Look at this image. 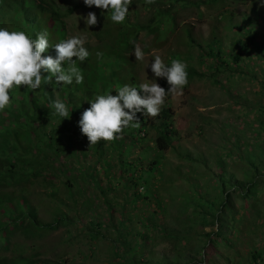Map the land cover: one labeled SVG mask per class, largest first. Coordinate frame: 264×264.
I'll return each mask as SVG.
<instances>
[{
    "label": "trees",
    "instance_id": "1",
    "mask_svg": "<svg viewBox=\"0 0 264 264\" xmlns=\"http://www.w3.org/2000/svg\"><path fill=\"white\" fill-rule=\"evenodd\" d=\"M24 1L27 4L22 7L21 1L17 0L18 5H20L18 11L21 14V19L24 18L28 23V21L31 22L34 19L33 15L38 13L39 10L46 11L48 26L53 23L56 35L57 32L60 33L59 38L57 36L58 40L56 39L54 42L50 41L52 31L50 34L48 33L49 43L50 45L59 43L63 27L61 22L57 20L61 14L55 9L54 0H34L35 3H33V0ZM137 1H140L142 6L149 7L148 10H144L145 16L143 19H138L137 11L133 9L127 15L125 21L120 23V25L127 26L125 31L122 30V32L120 27H117L116 31L113 30V32L111 29H103L105 35L103 38L97 36L98 42L96 44L89 46L85 43L84 47L90 55L83 62L76 60V65L82 70L83 83L77 84L73 80L71 84L58 85L55 83V77H52L51 83L43 84L40 89L35 91L23 86L14 88L10 93V105L0 111V185L17 188V193H13L12 191H1L0 187V264H63L62 261L57 259L43 258L35 255V253L22 255V253L15 251L11 255L3 254L5 251L11 252L9 238L15 233L20 232L24 233L25 237L36 238L49 230H53L58 225L66 227L69 224L68 222L73 221L74 219L67 216V212L60 210L59 205L67 209L72 208L78 214L87 215L88 221L85 223L87 234L84 236L90 244L94 245L95 239L103 237L101 232L108 229L107 227L102 229V223L95 220L98 219L99 213L92 200L100 194L102 195L100 206L107 214L105 219H112L111 210L114 207L117 208L116 212L120 216L114 225L110 224L112 229L115 230V236L111 237V242L109 241L110 255L119 260L118 263L115 261L113 263L137 264L141 260V253L135 244L149 237L146 231L156 226L155 221L150 222L149 219H154L155 214L161 207L160 200L155 196V191L160 188L159 182L155 183L157 186L152 184L147 193L143 194V198L153 199L155 203L153 207L142 209V220L139 215L132 213L131 207L126 210L125 203L119 204L112 201V195L106 196L108 194L106 186H110L109 181L111 179L106 180V184L102 186L105 189H102L94 169L88 171L87 168L80 166L76 175H73V181H70L71 177L66 175L64 181L61 180V184L66 186L64 198L55 196L54 193L57 187L52 181L53 177H58V173L67 172V168L56 166L58 156L66 154L69 157L73 156L72 154H81L82 156L100 158L101 155H105V157L110 156L121 159L122 150L120 148L122 146L125 147L124 149L128 147L130 137L132 140L143 142L146 134L145 128L153 131V143L156 150L162 151L170 146V142L177 131L172 126L171 110L168 106L162 107L159 115L153 118H143L138 113L140 127H128L122 132L125 134L121 135V138L111 142L101 141L95 145L89 144L87 137L81 134L78 121L81 113L90 106L87 101L94 100L97 94L109 93L112 86L118 88L117 85L121 84L123 80V85L138 86L133 68L138 67L139 63L130 61V57L126 55L127 51L131 50L140 30L152 35L151 42H153V39L158 40L157 46H163L165 40H163L162 35H166L168 29L177 32L176 10L182 4L196 6L202 4L206 7L215 8L219 11L217 21L220 23L224 18V21H221L224 29L235 25L242 28L245 36L242 37L241 34L236 36L238 31V28H236L233 31L234 37L231 40L230 51L224 52L219 42L215 41V36L209 37V40L192 38L185 28L188 33L187 36L180 33L181 35L178 34L175 37L174 34L175 41L171 40L165 47H168L166 53L161 56L164 62L170 65L172 59L184 61L187 64L188 81L206 75L209 82H214L217 75L225 72L227 75L224 74V81H217L219 88L222 89V94L229 98L235 96V99H239L244 95L242 99L245 105L242 108H246V105H248V110L260 106L259 101L252 102L253 105L252 103L249 104L250 100L247 101L244 91L240 92L238 90V92L235 90L233 93L229 91L230 88L232 89L229 85L230 81L239 83L240 81H249L255 76L253 72L247 69L249 67L242 60L243 51L248 49V45L258 51H264L263 44L254 40L256 32L253 30V21L250 20L249 16L242 13L238 17V23L235 24L234 18L237 16L234 11L231 9V11L226 12L222 8L224 3H233L236 0H154L152 3H148L147 0ZM14 2L12 0H1L2 16L9 17ZM263 9L261 8V10ZM109 15L111 17V10H109ZM256 15L259 16V13H256ZM54 16L57 19H53ZM129 16L132 19H129ZM105 19L106 17H104ZM55 20L57 23L59 21L60 27L54 23ZM262 21L264 24V19ZM242 23H248L249 27L243 28ZM102 27L99 28L100 30L98 29L99 32H101ZM97 31H92V33L94 34ZM48 32H50V27H48ZM246 39L248 43L245 42ZM99 40L108 46L107 51L102 52L101 56L94 54V49L99 44ZM193 46L195 49L191 50L190 48ZM208 57L213 59L212 64L207 62ZM262 57H264V52ZM106 59H109L108 64H105ZM114 62L115 64H113ZM198 64L200 66L207 64V68L210 70L208 72L197 71ZM261 70L264 72V69ZM247 74H249L248 77ZM42 75L48 76L50 74L42 71ZM233 76L238 80L233 79ZM158 84L164 87L165 90L169 87L164 78H159ZM251 94L263 97L264 100V80H260V87ZM57 99L63 101L68 107L69 118H62L56 114L53 101ZM261 110H264V107L260 108V116L257 115L258 126L255 127L254 120L244 121L242 117L232 114V118L225 119L223 125L217 127V132L214 134L208 128L210 121L208 114L197 113L196 126L198 133H201L204 140H207L212 146L206 145L205 151L197 150L194 153H181L179 158L184 165H188L183 177L187 180V175L191 174V181L186 184L185 190L177 196L171 194L168 206H175L183 214L184 223L189 224L193 222L192 219H198L200 228L213 225L215 228L202 231L190 224L186 226L185 230L180 228L167 232L166 229L157 225L158 231L166 236L167 240H171L173 244L169 253H163V255L159 253L153 264H186L190 262H194V264H205L204 262L206 264H217L218 258L221 259L222 264H264V258H262L264 251L258 247L250 254L249 263L232 261L226 255L222 256L223 249L233 247L234 239L237 238L239 232L238 227L234 224L235 214L239 209L237 210L236 205L230 198L235 193L239 200H250L251 202L247 205H242V208H250V205L252 207L259 201L256 190L261 185L264 186V111L261 112ZM231 111L233 110L231 109ZM240 123H245L246 127H239ZM250 128L255 129L251 130L254 137H245L246 130ZM211 136H213L212 141L209 139ZM258 138L259 142H257ZM86 145L85 149L80 147ZM78 147L79 149H76ZM87 149L90 150L89 154L85 152ZM226 158L234 165H229ZM122 163L121 171L126 172L127 178L126 180H118L121 183L122 191L128 192L136 185V173L133 170L130 171V163L123 161ZM156 166H160V164H157L156 159L152 157L144 168H140V173L146 172L147 176H151L150 178L156 180V175L159 176V171H162ZM161 179H163V175L160 176L159 181ZM85 181L88 185L84 189L82 183ZM69 182H74V185L69 187ZM36 183L43 185L47 197L54 199L57 203L56 207L50 205L54 207L53 210L57 209V212L49 222H44L38 217L36 205L31 204L29 201L28 195L31 191L29 188ZM66 183H68V186ZM140 185L142 186V184ZM37 195L39 198H43L42 192H38ZM128 196L136 200L139 193L130 191ZM123 198L126 200V196ZM223 206H226V208H223ZM125 212H127L126 215H124ZM132 217L136 223H144V228L136 233L138 241L130 245L131 240H125V233H122L121 230L125 222L124 219H131ZM19 225L23 227L17 228ZM229 235H232V240ZM174 244L179 247L175 248ZM116 245H122L123 250L118 252V249H114ZM187 246H189V249H187ZM183 249L184 251L187 249V252L183 253ZM183 255L187 256V260L180 262ZM144 261H146L145 263L149 262L147 259H144Z\"/></svg>",
    "mask_w": 264,
    "mask_h": 264
},
{
    "label": "rangeland",
    "instance_id": "2",
    "mask_svg": "<svg viewBox=\"0 0 264 264\" xmlns=\"http://www.w3.org/2000/svg\"><path fill=\"white\" fill-rule=\"evenodd\" d=\"M54 5L55 9L61 14L58 20L61 22L63 28H66L67 31L69 30L74 36L85 37L86 43L89 44H94L95 37L97 36H100L102 38L104 37L105 33H103V29H113L114 31H116V28L120 27L121 31H125L127 28L126 25L115 24L110 18L109 10L102 11L95 6L87 7L83 3V0H54ZM182 5H185L186 7H178L176 10L177 16L175 21L177 24V32H175V30L173 29H168V33L166 35H162L163 40H165V44L163 46H157L158 40L153 39V42H151L152 35L144 33L143 30H140L136 35V39L132 44L131 50L127 51L126 55L130 57V61L139 63L138 67L133 68L138 86L141 83L147 82L149 79H155L158 83L159 78H155L153 76V73L151 72V60L154 59V56L156 54L162 56L166 53V49L168 47H165L167 46V44H169L171 40L173 42L175 41L173 38L174 34L175 37H177L178 34L181 35L180 33L187 36V29L192 38H205L209 40V37L215 36V38L217 39H215V41L219 42V45L222 47V50H224V52L230 51L229 48L231 40L234 37L233 31L236 28H238L236 36H239V34H241L242 37L245 36L242 28L236 27L235 25L224 29V26L221 22L224 21V18L220 21V23L219 21H217L219 11H217L215 8L206 7L202 4H199L198 6L188 4ZM222 8L225 9L226 12L231 11V9L234 11L237 16L234 18L235 24H237L239 21V15H241L242 13L247 14L250 20L253 21V30L256 32V34L254 35V40L261 42V44H263L262 47L264 48V24L262 21V19H264V9L261 10V8H264V4L261 3V0H236L233 3H224ZM133 9L137 11V18L143 19L145 16L144 10H148L149 7L142 6L140 1L132 0V4L129 6V13H131V10ZM88 12H94L96 14L98 23L95 26H87L85 24L83 17H85ZM256 13H259V16L256 15ZM104 17H106L105 20ZM129 19H132V17L129 16ZM242 24L243 28L249 27L248 23ZM39 25L44 26V24L40 22ZM100 27H102L101 32H99ZM213 29L214 32L212 33ZM92 31L97 32L93 34ZM59 35L60 33L57 32V35L55 36L57 37ZM50 41L54 42L55 37L50 36ZM245 42H247V39L245 40ZM134 44H138L145 52V59L143 61H137L135 59ZM52 46H54V44H52L51 47ZM107 48L108 46L103 44L101 40H99V44L94 49V54L97 55V53L106 52ZM247 48V50L243 51L242 60H244L243 62L246 63V65L249 67L247 69L253 72L255 76H253V78L249 81H240L239 83H233L232 81H230L229 85H231L232 89L230 88L229 91L232 93L235 90H239L240 92L244 91L245 96L248 99L247 101L250 100L249 104L255 101H259L260 106H256L254 109L251 108L250 110H248V105H246V108H242L245 105V102L242 99L244 98V95L239 99H235V96L229 98L225 96V94H222V89L219 88L217 81H224V77L225 75H227L225 72H221V75H217L214 82H209L206 75L202 78H192L183 88L182 95H169L165 100V104L163 105V107H170L172 126L177 131V134L170 142V146L166 147L162 151L156 150L153 143V131L147 130V128H145L146 134L143 142L137 141L135 139L132 140V138L130 137V143L128 147L126 149H124L125 147L123 146L120 148L122 150V153L120 155L121 159L110 156L105 157V155H101L100 158L82 156L81 154H72L73 156L69 157H67L66 154L60 155L58 156V161H56V166L58 168H67V172L58 173V177H53L52 182H54L55 186L57 187L54 193L55 196L64 198L66 186L61 184V180L64 181V177L66 175L71 177L70 181H73V175H76L80 166L87 168L88 171H92L94 169L95 174L97 175V179L101 183V187L106 184L107 179H111V181H109L110 186H106L108 188V190H106L108 192L106 196L109 197L110 195H112V201L119 204L125 203L126 210L131 207L132 213H134V215H139L140 219H142V209L153 207L155 203L153 199L143 198V194L147 193V190H149L152 184L154 185L155 183L159 182L158 185L160 186V188L155 191V196L160 200L161 207L158 209L157 214H155L154 219H149L150 222L154 220L156 226L155 228H151L150 230L148 229L146 231V234L149 235V237L145 238L143 241H140V243L135 244L137 246L136 248L141 253V260L137 262V264H153L159 253H162L161 255H163V253H169L173 242L169 239L167 240L166 236L158 231V229L156 228L157 225L166 229L167 232L180 228H183V230H185L186 226L190 224L194 225L195 228H199V230L202 231H207L209 229L215 228L214 225L203 226L200 228L198 226V219H192L193 222L189 224L184 223L182 219L183 214H181V212H179L175 206L169 207L168 202L171 194H176L177 196L185 190L186 184H189V182L191 181V174L187 175V180L183 177V173L187 171L188 165L185 164V166L182 163V160L179 158L181 156V153H194L197 150L205 151L206 145H211L207 140H204L201 133H198V129L196 126V116L198 112H201L202 115L208 114V117L210 119L208 128L212 134L217 132L216 128L220 127L221 124L223 125V121H225V119L232 118V114L242 117L244 121L254 120L255 127L256 125H259L257 115H259L260 113V108L264 107V100L263 97H257V95L251 93L260 87V80H264V72L261 70L264 69V57H262L264 51H258L257 49H253V47L249 45ZM190 49L194 50L195 47L193 46ZM49 53L50 55L54 56V49L51 48ZM44 55H48V52H46ZM108 62L109 59H106L105 64H108ZM207 62L212 64L213 59L208 57ZM148 63L149 65L145 67ZM113 64H115V62ZM196 69L197 71L202 72H208V70H210L207 68V64L201 66L198 64ZM246 76L248 77L249 74H247ZM232 78L234 79L235 76H233ZM225 84L228 85L227 82H225ZM115 94L116 93H114V95ZM228 104L230 105L229 107L227 106ZM231 109L233 111H231ZM263 111L264 110H261V112ZM141 115L143 116V118L149 117L143 114ZM239 127L245 128L246 125L245 123H240ZM251 130L255 129H247L245 137H254L251 133ZM123 134L125 133H122L121 135ZM212 137L213 136L209 138L211 139V141L213 140ZM127 139H129V137H127ZM257 142H259V138ZM80 147L82 149H85L87 145L85 147ZM76 149H79V147ZM85 152L89 154L90 150L87 149ZM152 157L156 159L157 164H160V166L156 167L162 170L159 171V176L156 175V180L150 178L151 176H147L146 172L140 173V168H144L152 159ZM226 160L229 165H234V163L231 162L228 158H226ZM122 161L130 163V171L133 170L136 173V185L132 189H130V191L132 192L139 193V197L136 200H133L131 196H128V193L130 191L125 192L121 189V183L118 179L126 180L127 178L126 172L121 171V166L123 164ZM102 171H105L106 174H103ZM161 175H163V179L159 181ZM179 175H181V177H179ZM237 175L241 177L239 173H237ZM180 178L183 182L180 180ZM140 184H142L143 187ZM66 185L68 186V183H66ZM73 185L74 182H69V187ZM87 185L88 183L86 181L82 183V187L84 189ZM154 186H157V184H155ZM0 187L1 191H12L13 193H17V188L15 189L11 186L4 187L1 185ZM29 189H31L28 195L29 201L31 204L36 205L38 217L44 222H49L53 215H55V212H57V209L53 210L54 207H52L57 206L56 201L47 197L44 192L43 185H40L39 183L33 184ZM102 189H105V187H102ZM38 192L43 193V198L38 197ZM256 195L258 196L259 201H257L258 203H256L252 207L250 205V208H242V205H247V203L251 202L250 200H239V198L235 196V193H233L232 198H230V200L234 202V205H236L237 210L239 209L238 211L236 210L237 213L235 214L234 221V224L238 227L237 229L239 230V232L237 234V238L234 239L233 247L231 249H223L222 256L226 255L228 259H231L232 261H244L246 263H249L248 260L250 258V254L256 247L263 249L264 251L263 185H261V187L256 190ZM125 196L126 200H124L123 198ZM101 198L102 195L100 194V196L92 200L95 203L97 212L99 213L98 219L95 220L102 223V229L105 227H107L108 229L104 230V232H101L103 237L95 239L94 245L90 244L87 241L86 236H84L87 234L85 226V223L88 221L87 215L78 214L72 208L67 209L62 205H59L60 210L67 212V216L74 219L73 221L68 222L69 224H67L66 227L58 225L53 230H49L48 232L43 233L42 236L36 238L25 237V234L20 232L15 233L9 238V241L11 243L9 245V248L11 252L5 251L3 252V254L11 255L15 251L22 253V255L35 253V255L43 258L47 257L53 260L57 259L58 261H62L63 264H114V261L118 263V258H113L110 255L109 244L111 242V237L115 236V230L112 229V226L110 224L114 225V223L118 221V218L120 216L116 212L117 208L114 207L111 210L112 219H105L107 218V214L100 206L102 204ZM223 208H226V206H223ZM126 214L127 212L124 213V215ZM124 220L125 222L121 231L122 233L126 234H124V236L126 237L125 240L130 239V245H133L135 241H138V235L136 233L137 231H141L144 228V223H136L133 217L131 219ZM8 227L10 226L8 225ZM22 227L23 226L19 225L17 228ZM229 238L232 240V235H229ZM174 247L177 248L179 246L174 244ZM114 249H118L119 252L120 250H123V246L116 245ZM187 249H189V246H187ZM187 249L186 251H184L183 249V253H186ZM186 255L188 256V254ZM186 255H183L180 258V262L187 260ZM262 258H264V254L262 255ZM144 259L149 260V262L145 263L146 261H144ZM204 263L206 264V262ZM186 264H194V262ZM217 264H222L220 258H218Z\"/></svg>",
    "mask_w": 264,
    "mask_h": 264
},
{
    "label": "clouds",
    "instance_id": "3",
    "mask_svg": "<svg viewBox=\"0 0 264 264\" xmlns=\"http://www.w3.org/2000/svg\"><path fill=\"white\" fill-rule=\"evenodd\" d=\"M12 1H15L13 8L9 17H5L1 15L0 0V111L10 105V93L14 88L23 86L35 91L43 84L51 83L52 77H55V83L58 85L71 84L73 80L77 84L83 83L82 70L76 65V60L83 62L90 55L84 47L86 38L74 36L66 28H62L61 41L51 47L49 43L51 31V36H54L55 40L57 37L54 24L51 26L47 24L46 11L39 10L33 15L34 19L26 23L19 14L20 5L17 0ZM20 1L22 7L27 4L24 0ZM35 2L33 0V3ZM147 2L152 3L154 0ZM83 3L87 7L95 6L102 11L111 10V20L120 24L129 13L132 0H83ZM261 3L264 4V0H261ZM53 19L57 17L54 16ZM83 19L87 26H95L98 23L94 12H88ZM39 22L44 26H40ZM54 23L60 27L59 21L57 23L55 20ZM97 42L95 37L94 44ZM51 48L55 51L54 56L48 52ZM46 52L49 54L44 55ZM101 55L102 53H97V56ZM134 56L137 61L145 59V52L138 44H134ZM148 65L149 63L145 67ZM150 68L155 78L166 79L169 86L167 90L155 79H149L139 86L123 85V80L117 85L118 88L112 86L109 93L97 94L94 100L87 101L90 106L81 113L78 126L89 144L95 145L101 141L111 142L121 138L124 129L140 127L138 113L156 117L169 95L183 94L182 90L188 83L187 64L184 61L172 59L169 65L156 54L151 60ZM42 71L50 75L43 76ZM53 107L60 117L69 118V109L63 101L59 99L53 101Z\"/></svg>",
    "mask_w": 264,
    "mask_h": 264
}]
</instances>
